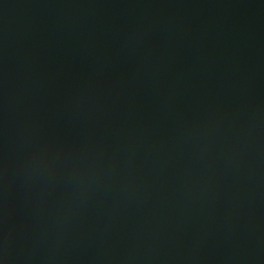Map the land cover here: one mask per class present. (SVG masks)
I'll return each instance as SVG.
<instances>
[{
  "label": "water",
  "instance_id": "1",
  "mask_svg": "<svg viewBox=\"0 0 264 264\" xmlns=\"http://www.w3.org/2000/svg\"><path fill=\"white\" fill-rule=\"evenodd\" d=\"M0 264H264V0H0Z\"/></svg>",
  "mask_w": 264,
  "mask_h": 264
}]
</instances>
